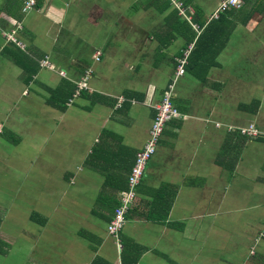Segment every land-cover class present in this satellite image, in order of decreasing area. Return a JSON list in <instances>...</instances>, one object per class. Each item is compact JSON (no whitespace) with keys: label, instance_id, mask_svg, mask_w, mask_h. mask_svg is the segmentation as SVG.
<instances>
[{"label":"crops","instance_id":"1","mask_svg":"<svg viewBox=\"0 0 264 264\" xmlns=\"http://www.w3.org/2000/svg\"><path fill=\"white\" fill-rule=\"evenodd\" d=\"M26 1L0 0V202H9L0 205V240L7 254L12 210L32 228L27 264H122L126 245L142 248L137 264H262L264 14L249 17L245 5L205 67L209 59L200 62L194 49L201 32L195 8L206 24L221 0H190L191 41L179 33L182 18L169 15L170 0H143L141 8L140 0H35L24 13ZM189 44L191 66L177 80L176 61ZM46 59L51 68H42ZM87 72L88 90L75 96ZM171 85L180 117L165 125L134 188L118 250L107 226ZM250 88L260 98H247ZM252 126L257 136L242 134ZM158 201L170 203L164 223L135 218ZM50 226L62 230L58 243L49 242Z\"/></svg>","mask_w":264,"mask_h":264},{"label":"built area","instance_id":"2","mask_svg":"<svg viewBox=\"0 0 264 264\" xmlns=\"http://www.w3.org/2000/svg\"><path fill=\"white\" fill-rule=\"evenodd\" d=\"M172 9L177 11L179 17L184 19L186 22L191 23L190 15L192 14L191 8L184 5V3L180 0H170ZM36 6L35 0H27L25 5L22 6V12L29 13L32 9ZM245 6V0H221L219 6L207 16V21L215 20L219 17V14L224 12L227 9H236L241 10ZM192 28L197 32V29L194 25H191ZM192 45L189 44L185 50H183L182 58L177 60V67L175 76L177 80L184 75L185 67L187 66V60L189 57V53L191 50ZM101 59V52L97 51L94 53L93 60L96 63H99ZM42 68H51V65L46 59L41 64ZM61 77H65L62 73ZM90 80V73H85L84 77L78 83L77 90L75 92V96H79L82 92L88 90L87 83ZM173 89L174 85L168 87V90L164 93L161 101L159 104L154 108L155 109V116L152 121V126L149 132V138L144 144V146L138 150L135 154L133 166L131 168V172L128 178V186L129 190L123 194L122 198L119 199V206L114 209L112 220L107 226V233L111 235L116 243V236L120 229H122L125 218L124 214L133 204V199L135 196L134 188L139 184L142 175L144 173V169L146 164L150 160V158L155 153V147L159 144V141L163 134V128L165 122L171 120L172 118H179L180 115L177 109L173 106L172 98H173ZM242 134L249 135L251 137L257 136V129L252 126L249 129L241 130ZM118 244V243H117Z\"/></svg>","mask_w":264,"mask_h":264},{"label":"trees","instance_id":"3","mask_svg":"<svg viewBox=\"0 0 264 264\" xmlns=\"http://www.w3.org/2000/svg\"><path fill=\"white\" fill-rule=\"evenodd\" d=\"M182 1L185 6L187 7L189 6L190 4L189 0H182ZM245 5L252 7L251 9L252 11L250 12L249 17H251L254 13L264 14V0H245ZM243 11H244L243 9L242 10L227 9L224 11V13L220 14V16L217 17V19L204 24L205 18L204 19L202 18L201 11L197 7L195 8L196 14H195L194 21L197 22L198 27L201 28V32L197 35V37H194L193 31L190 29V26L186 23L184 19H182L181 31L180 32L178 31V32L181 33V35L185 37L187 41H191L193 37L195 38L194 49L195 50L197 49V52H199V55H197V60H199L200 62H204V58L206 60L209 59L208 64L204 66L211 67L213 66L212 60H213V57L215 56V53L217 51H221L228 42L229 34L226 33L225 30L227 29L229 25L233 24V17H235L237 13H241ZM175 13L176 12L174 10L169 15L176 16ZM247 20L248 18L246 19V21ZM234 25L236 26V24ZM234 25L232 26L230 30L231 32L235 27ZM207 51L210 52V56L206 55ZM191 59H192V53L189 57L186 70L190 69ZM203 69L204 68H202V70ZM197 70L198 69H193L190 74L195 76ZM128 190L129 188L127 189V191ZM159 207L163 211L159 210ZM148 208H149V212H144L142 216H135V218L137 217L136 219L138 220H146V221L157 223V224L164 223V221L167 218L168 211L170 209V203L169 202L161 203L160 201H158V202H155L154 204H150ZM127 211H129V209ZM125 220H126V217H125ZM37 223L43 225L44 221H38ZM141 254H142V248H140L139 246L136 248V250H129L128 245H126L124 247V250L120 251V261H122V264H137ZM0 255L1 257L8 256L7 250H6V243L1 240H0Z\"/></svg>","mask_w":264,"mask_h":264},{"label":"rangeland","instance_id":"4","mask_svg":"<svg viewBox=\"0 0 264 264\" xmlns=\"http://www.w3.org/2000/svg\"><path fill=\"white\" fill-rule=\"evenodd\" d=\"M132 2H131V4H132ZM189 2H190V0H189ZM209 2H210V0H197V3L199 5H202V6L206 5ZM215 2H216V0H213L211 5L213 6L215 4ZM143 4H144V1L140 0V1H138L135 4V6L137 8H141L143 6ZM204 10H206V9H204ZM173 11H174V9H173ZM175 12H176L175 13L176 16L179 17L177 11H175ZM120 13H122L123 15H127L128 11L124 7L122 9V12H120ZM152 14L159 18L158 11H154V13H152ZM258 15H260V14H258ZM8 39L13 41V42H15V40H14V38L12 36H10ZM237 39H238V36H237V34H235V36L233 37V40H232V43L235 46H236ZM18 45L22 46L19 43H18ZM92 63H93V65L98 64V63H95V62H92ZM178 84L176 85L177 86L176 89L178 88ZM245 94H246L247 98H249L253 94H255L254 96L256 98H260L261 92L257 88H250V89L247 90V92H245ZM176 119H178V118H172L171 120L165 122L164 127H165V125L168 122H170L172 120H176ZM163 131H164V128H163ZM155 150H156V147H155ZM155 150H154V152H155ZM7 172L10 173L12 171H7ZM1 204L7 207L9 205V202H0V205ZM60 212H61V210H59L56 213V217H55L59 222H61L63 220V218L60 215ZM8 214H9V216L5 220V223H4V230H5L6 233H8L12 237L11 238V245H10V251L7 254L8 256L7 257H0V264H27V254L26 253L28 251L27 250L28 242L25 239V235L32 234L33 233L31 231L32 228L29 227L28 225L20 222V221L18 222L16 220V218L14 217V213H13L12 210H10L8 212ZM60 227L63 228L62 225H60ZM47 235L49 237V242H57V243H58V241L60 239V236H63L62 230H57L56 228L54 229V228H52V226H50L49 232L47 233ZM116 246H117V248L119 250V244L116 243ZM156 250H157V252H159L158 248H156ZM261 263L264 264V258L261 260Z\"/></svg>","mask_w":264,"mask_h":264},{"label":"clouds","instance_id":"5","mask_svg":"<svg viewBox=\"0 0 264 264\" xmlns=\"http://www.w3.org/2000/svg\"><path fill=\"white\" fill-rule=\"evenodd\" d=\"M107 234H108V233H107ZM108 235H109V234H108ZM110 236H111V235H110ZM111 237H112V236H111ZM112 238H113V237H112ZM113 239H114V238H113ZM114 241H115V239H114ZM115 243H116V241H115ZM117 243H119L118 240H117Z\"/></svg>","mask_w":264,"mask_h":264}]
</instances>
